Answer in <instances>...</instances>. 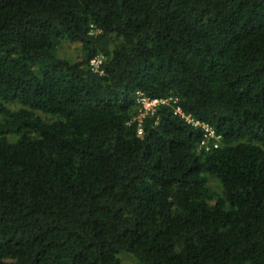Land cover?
Segmentation results:
<instances>
[{"label": "trees", "instance_id": "16d2710c", "mask_svg": "<svg viewBox=\"0 0 264 264\" xmlns=\"http://www.w3.org/2000/svg\"><path fill=\"white\" fill-rule=\"evenodd\" d=\"M124 253L264 264V0H0V264Z\"/></svg>", "mask_w": 264, "mask_h": 264}, {"label": "built area", "instance_id": "2783aa9c", "mask_svg": "<svg viewBox=\"0 0 264 264\" xmlns=\"http://www.w3.org/2000/svg\"><path fill=\"white\" fill-rule=\"evenodd\" d=\"M105 57L103 55H97L94 58L91 59L90 64L95 71H102L101 65L104 61ZM169 99L164 98H152L147 96L144 93L138 94L137 102L139 104V110H140V116L139 119L142 120V117H144L147 114H153L159 104H165L170 102ZM176 112H179L182 114L183 117H185L189 122L194 124L195 126H200L204 131V138L202 139L200 143V149L204 148L206 151L211 150L212 148H216L219 146V142L221 140V135L217 134L216 131L212 126H210L207 123L201 122L199 120H195L192 116L186 115L180 107L176 109ZM139 132H142V129L140 128Z\"/></svg>", "mask_w": 264, "mask_h": 264}, {"label": "rangeland", "instance_id": "374dc122", "mask_svg": "<svg viewBox=\"0 0 264 264\" xmlns=\"http://www.w3.org/2000/svg\"><path fill=\"white\" fill-rule=\"evenodd\" d=\"M59 56L70 60H80L84 56L82 44L79 42H71L64 40L58 48ZM11 108H19V103H8ZM122 264H135V260L132 255L124 253L121 255Z\"/></svg>", "mask_w": 264, "mask_h": 264}]
</instances>
